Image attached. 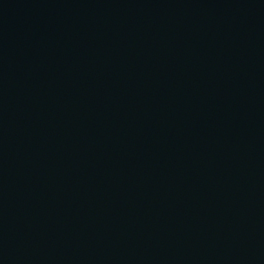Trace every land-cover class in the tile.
<instances>
[{
    "label": "water",
    "instance_id": "obj_1",
    "mask_svg": "<svg viewBox=\"0 0 264 264\" xmlns=\"http://www.w3.org/2000/svg\"><path fill=\"white\" fill-rule=\"evenodd\" d=\"M0 264H264V0H0Z\"/></svg>",
    "mask_w": 264,
    "mask_h": 264
}]
</instances>
